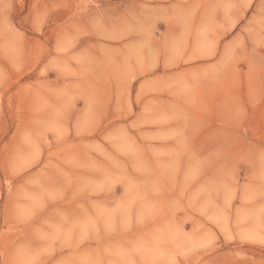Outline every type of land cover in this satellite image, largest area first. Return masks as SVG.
I'll return each instance as SVG.
<instances>
[{
  "label": "rangeland",
  "instance_id": "1",
  "mask_svg": "<svg viewBox=\"0 0 264 264\" xmlns=\"http://www.w3.org/2000/svg\"><path fill=\"white\" fill-rule=\"evenodd\" d=\"M0 264H264V0H0Z\"/></svg>",
  "mask_w": 264,
  "mask_h": 264
}]
</instances>
